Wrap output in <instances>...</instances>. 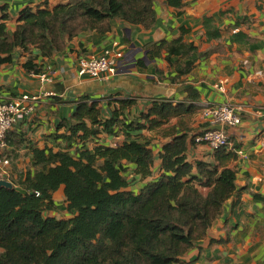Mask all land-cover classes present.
<instances>
[{
	"label": "trees",
	"instance_id": "16d2710c",
	"mask_svg": "<svg viewBox=\"0 0 264 264\" xmlns=\"http://www.w3.org/2000/svg\"><path fill=\"white\" fill-rule=\"evenodd\" d=\"M156 0H69L54 6L25 7L13 31L8 29V5L0 14V62L11 61L18 49L30 51L27 70L41 72L34 61L66 48L72 37L86 30L108 32L121 18L146 28L155 25ZM182 8L183 0H167ZM208 37H219L213 15L203 19ZM232 37H246L239 31ZM234 40V38H233ZM178 60V74L189 72L198 58L208 54L184 40L183 35L154 44ZM183 101L155 99L140 117L130 118L115 109L103 117L98 101L83 98L57 134L59 149L31 148L35 170L21 172L13 186L0 185V264H174L203 238L221 214L225 202L237 192L236 170L218 162L191 161L189 132L163 144L161 174L139 191L129 188L126 171L134 165L141 178L152 175L155 154L142 130L156 128L175 115L196 111L200 93L187 87ZM129 103L131 100L124 99ZM125 137L114 145L88 142L98 134ZM75 147V148H74ZM72 148L75 151H72ZM228 147L215 151L224 152ZM64 186L69 217L46 214L55 210L53 193ZM37 192L39 194L37 195ZM238 204V199L234 205Z\"/></svg>",
	"mask_w": 264,
	"mask_h": 264
},
{
	"label": "crops",
	"instance_id": "0c3cea01",
	"mask_svg": "<svg viewBox=\"0 0 264 264\" xmlns=\"http://www.w3.org/2000/svg\"><path fill=\"white\" fill-rule=\"evenodd\" d=\"M67 1L0 0V14L1 7L8 5V29L13 31L25 7ZM183 1V7L177 8L167 0H156L157 19L151 28L115 18L110 31L81 32L68 40L65 49L51 56L42 57L34 48V61L43 63L39 73L24 67L31 52L23 49L16 50L11 61L0 62V101L25 93L42 96L34 112L20 116L8 131L7 145L0 149V157L10 159L9 173L3 178L13 183L21 172L35 170L32 147L57 150L63 146L65 141L56 135L66 131L62 123L72 117L83 98L98 101L103 117H110L118 109L123 112L122 118H137L155 99L185 100L187 87L191 86L200 93L194 101L196 111L172 116L156 128L142 130L155 154L153 172L141 178L131 165L126 171L129 188L139 191L146 181L161 174L160 152L174 135L187 131L192 137L208 126L202 115L205 104L229 102L242 116L239 125L224 127L233 147L217 152L206 143L190 140L187 155L191 161L218 162V154L232 152V156L220 160L236 170L237 192L225 202L206 235L174 264H264V0ZM206 15L214 16L219 37L207 36L203 21ZM239 31L246 37H232ZM181 35L208 54L198 58L189 72L179 75L177 62L183 55H172L171 64L166 58L168 51L154 44ZM106 48L124 51L121 71L105 80L80 75L79 59L100 55ZM43 72L52 80H44ZM124 99L131 101L125 103ZM124 137L123 132L116 136L100 133L88 142V147L93 149L97 142L114 145ZM53 198L57 206H66L64 186L53 193ZM71 215L68 210V214L56 216Z\"/></svg>",
	"mask_w": 264,
	"mask_h": 264
},
{
	"label": "built area",
	"instance_id": "2783aa9c",
	"mask_svg": "<svg viewBox=\"0 0 264 264\" xmlns=\"http://www.w3.org/2000/svg\"><path fill=\"white\" fill-rule=\"evenodd\" d=\"M124 59V51L106 48L100 55L80 58L78 72L80 75H88L102 80L109 79L121 71L124 67ZM41 77L44 80H52L50 75L45 72L41 74ZM216 87L224 90L220 84H216ZM48 93L54 94L53 91ZM41 97L39 93H25L20 97L0 101V149L6 147L8 131L15 125L19 117L33 113ZM202 115L208 126L194 133V141L206 143L214 150L233 147L234 142L224 127L236 126L242 122V116L236 106L229 102L208 103L204 105ZM216 125H221L222 128H214ZM117 142L114 141V144ZM9 165L8 157H0V178L9 173ZM38 194L39 192H37Z\"/></svg>",
	"mask_w": 264,
	"mask_h": 264
},
{
	"label": "rangeland",
	"instance_id": "374dc122",
	"mask_svg": "<svg viewBox=\"0 0 264 264\" xmlns=\"http://www.w3.org/2000/svg\"><path fill=\"white\" fill-rule=\"evenodd\" d=\"M15 180H19V177H17ZM45 213L46 214L52 213V214H56V215L60 216V215L66 214V213L68 214V208H67V206L61 205V206H57L56 211L46 210Z\"/></svg>",
	"mask_w": 264,
	"mask_h": 264
},
{
	"label": "water",
	"instance_id": "95a60500",
	"mask_svg": "<svg viewBox=\"0 0 264 264\" xmlns=\"http://www.w3.org/2000/svg\"><path fill=\"white\" fill-rule=\"evenodd\" d=\"M214 128H222L221 125H216ZM0 185H6V186H9V187H12L13 186V183L7 179H4V178H0Z\"/></svg>",
	"mask_w": 264,
	"mask_h": 264
}]
</instances>
